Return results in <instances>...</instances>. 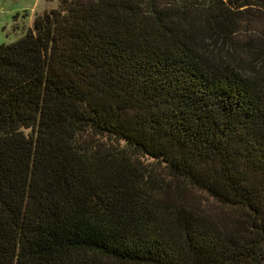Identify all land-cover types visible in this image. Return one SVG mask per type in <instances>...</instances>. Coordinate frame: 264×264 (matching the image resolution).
<instances>
[{"label": "trees", "instance_id": "trees-1", "mask_svg": "<svg viewBox=\"0 0 264 264\" xmlns=\"http://www.w3.org/2000/svg\"><path fill=\"white\" fill-rule=\"evenodd\" d=\"M0 264H264V0H60L1 43Z\"/></svg>", "mask_w": 264, "mask_h": 264}, {"label": "rangeland", "instance_id": "rangeland-1", "mask_svg": "<svg viewBox=\"0 0 264 264\" xmlns=\"http://www.w3.org/2000/svg\"><path fill=\"white\" fill-rule=\"evenodd\" d=\"M60 0H0V44L18 39L31 26L36 14L57 8ZM144 161L151 159L144 158ZM184 200L197 208L212 210L214 214L229 213L208 199L205 194L195 189H185L182 192Z\"/></svg>", "mask_w": 264, "mask_h": 264}]
</instances>
